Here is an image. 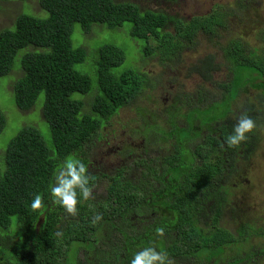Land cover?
<instances>
[{"label":"trees","instance_id":"obj_1","mask_svg":"<svg viewBox=\"0 0 264 264\" xmlns=\"http://www.w3.org/2000/svg\"><path fill=\"white\" fill-rule=\"evenodd\" d=\"M38 4L45 17L22 13L12 27L0 30V77L10 75L18 57L21 75L14 81L10 77L14 103L20 111H26L43 94L41 117L51 138L48 148L35 127L23 126L0 151V237L6 233L9 240L5 245L0 243V263L66 264L68 252L73 250L74 264H130L134 254L151 243L158 250H166L174 264H222L219 257L225 249L248 237L246 229L235 236L220 223L230 196L228 181L236 173L241 151L247 154L253 148L257 131L256 127L239 148H228L226 137L240 114L233 120L228 115L231 103L247 89L239 82L242 77L264 94V84L260 82L264 80V51L233 40L222 47L231 80L217 86L221 89L219 100H227L230 105L218 122L207 123L208 135L201 137L192 123L200 121L203 109L207 115L213 112V102L203 107L204 93L185 95L181 102L189 108L187 121L179 127L173 117L171 130L166 133L173 139V152L157 163L140 164L146 172L137 182L127 179V167L103 174L107 182L105 195H93L87 201L80 197L79 214L72 217L54 204L50 195L57 169L70 156L87 166L103 126L144 88L153 87L144 72L111 73L124 57L119 48L105 44L96 50V90L91 93L89 77L74 69L87 55L83 47H72L73 26L79 25L81 33L88 35L94 26L122 30L128 23L129 36L141 43L143 57L157 58L167 66L178 61L199 33L210 41L215 39L224 16L213 13L184 22L160 11L115 0H38ZM171 27L173 34L169 32ZM150 38L156 40V45H150ZM206 64L201 68H210ZM73 94L85 97L77 100ZM242 112H247L257 125L252 104ZM5 126L0 110V135ZM183 131H189L190 138H180ZM197 139L200 143L194 148L188 146ZM183 149L189 150V157L181 154ZM91 176L93 189L98 178ZM37 194L43 196V209L32 206ZM97 213L103 218L93 224ZM136 221L138 226L133 225ZM159 227L165 229L163 238L155 235ZM105 233L119 244L108 243ZM99 243L108 248H98ZM9 250L12 255L5 259ZM80 251L84 254L82 261ZM258 258H264V247L237 254L223 264H255Z\"/></svg>","mask_w":264,"mask_h":264},{"label":"rangeland","instance_id":"obj_2","mask_svg":"<svg viewBox=\"0 0 264 264\" xmlns=\"http://www.w3.org/2000/svg\"><path fill=\"white\" fill-rule=\"evenodd\" d=\"M115 1L131 2L141 9L160 11L184 22L195 17H208L213 13L221 14L224 16V24L218 28L216 38L212 41L199 33L195 43L182 51L178 61L167 66L161 65L157 58L143 57L141 43L129 36L128 23L123 25L122 30L94 26L88 35L81 33L79 25L73 26L70 36L72 47H83L87 55L83 63L74 65V69L89 77L91 93L96 90L93 64L96 60V50L105 44L119 48L124 57L122 64L113 68L111 73L119 75L127 70H138L146 73L153 85L152 88H144L134 101L121 108L103 126L100 139L90 150L87 167L88 172L98 178V184L93 188V195L97 198L105 195L107 182L103 174H113L116 170L127 167V179L137 182L142 180V173L146 172L142 170L140 164L147 165L150 161L157 163L163 156L173 152V139H169L171 136L166 133L171 130L170 120L173 117L179 127L184 126V120L187 121L185 115L189 114V108L181 102L185 95L204 93L206 98L201 103L203 107L210 101L213 102L215 110L207 115L203 109L199 112L200 121L192 123L196 130L199 129L201 137L208 135L207 123L211 120L218 122L230 105L227 100H219L221 89L217 86L231 80V71L224 60L222 47L233 40L247 48L264 51V0ZM22 13L36 17L46 16L38 0L0 1V30L12 27L15 19ZM169 32L173 34L174 29L171 27ZM149 43L156 45V40L150 38ZM203 64L210 67L204 68L207 72L201 68ZM19 67L17 57L10 75L0 77V110L6 120L5 129L0 135V151L23 126L35 127L45 145L51 148L50 131L41 117L44 95L40 94L34 107L26 111H20L14 103L10 81L20 77ZM239 82L241 86H247V89L238 94L231 103L228 117L233 120L246 105L252 104L258 119L256 139L253 148L248 150L247 154L241 151L239 155L241 159L235 164L236 173L231 176L226 186L230 196L224 207L220 225L235 236L246 229L248 237L242 239L239 245L235 244L232 248L225 249L223 255L219 257L222 264L237 254L264 247V94L262 90L249 86V81L245 77L239 79ZM257 82L259 81H254ZM260 82L264 84V80ZM84 97L81 94L72 95V98L77 100H83ZM87 101L86 99L85 102ZM192 114L193 111L190 116ZM192 134L194 136L197 132ZM179 135L180 138L185 135L186 138H190L189 131H183ZM199 143L200 140L197 139L188 146L194 148ZM188 151L183 149L181 154L189 157ZM133 218L132 216L130 218L132 222ZM138 224V221L133 223L134 226ZM105 234L108 243L113 246L119 244V241L112 239L113 236ZM6 235L8 234L2 233L1 244L8 243ZM98 248L108 247L107 244L99 243ZM11 255L12 251L9 250L5 259H10ZM83 255L80 251V261L83 260ZM66 261V264H74L73 250L68 252ZM255 264H264V258H258Z\"/></svg>","mask_w":264,"mask_h":264},{"label":"clouds","instance_id":"obj_3","mask_svg":"<svg viewBox=\"0 0 264 264\" xmlns=\"http://www.w3.org/2000/svg\"><path fill=\"white\" fill-rule=\"evenodd\" d=\"M256 127L255 121L247 112L240 113L236 118L232 133L226 137L227 147L239 148L242 143L249 139L248 134L252 133ZM91 179L92 176L88 172V167L82 160L76 157H67L54 176L50 191L53 203L63 208L69 216H77L79 214L77 206L80 203V197L85 201L94 198L93 189L90 186ZM32 206L34 209H43L45 206L43 196L37 194L33 199ZM102 218V214L97 213L93 217L92 223L96 224ZM155 235L163 238L165 229L163 227L156 228ZM130 264H174V260L170 258L166 250H158L150 243L149 246L134 254Z\"/></svg>","mask_w":264,"mask_h":264},{"label":"flooded vegetation","instance_id":"obj_4","mask_svg":"<svg viewBox=\"0 0 264 264\" xmlns=\"http://www.w3.org/2000/svg\"><path fill=\"white\" fill-rule=\"evenodd\" d=\"M155 214H152V216H154Z\"/></svg>","mask_w":264,"mask_h":264}]
</instances>
